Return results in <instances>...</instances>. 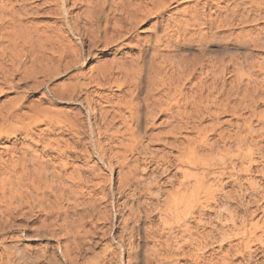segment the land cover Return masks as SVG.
Instances as JSON below:
<instances>
[{"label": "bare ground", "instance_id": "1", "mask_svg": "<svg viewBox=\"0 0 264 264\" xmlns=\"http://www.w3.org/2000/svg\"><path fill=\"white\" fill-rule=\"evenodd\" d=\"M29 1L32 0H0V77L3 79L7 77V64L10 63L11 66L18 70L20 65L24 64L25 59L31 58V56H33L32 54L36 53V51L42 47L43 37L45 41H49L53 37L55 43L53 49L55 48L58 52L63 53V51L69 47L65 39L68 38L67 35H63L60 30L55 31L56 36L50 34L43 35L47 33L46 30H42L33 25H27L24 22L29 15V6L31 5ZM65 1L69 0H64V2ZM81 1H84L87 7L83 15H81L80 21L77 18L74 27L71 28L73 30L84 29L85 33H83V36H88L91 44H94L101 35H104V37H107L106 39L112 42L116 41V37H118L117 39H122L124 38L125 32L134 31L147 20H155L153 24L154 28H161L160 33L153 35L146 42L139 43V41H137L136 47L140 54L137 58H133L132 52H130L128 55L124 56L123 59L120 60L118 58L119 60L115 62L116 64L107 65V63H104L101 65L102 72L99 73V75L109 80L114 78L115 81H113V83L125 91L123 95L124 99L118 102L117 107L113 108L111 111L112 116L108 123V127L112 129V137L110 140L113 142V147L116 145L115 147L118 148H116V152L113 151L115 152L113 155L116 159L115 163L122 167L119 170L121 176L120 184L115 193H118L119 198L126 194L125 200L120 205H122L124 209L127 208L129 211V217L127 216L128 218H125V222L128 223L127 230L130 239L127 244L128 262L135 259L138 261L145 260L144 262L148 264L150 260L158 262V260H161L159 258H171L172 252H170V247L172 246L169 243H166L167 245L163 247L165 248L164 250L161 248L163 243L158 245L159 248L157 244H149L152 248H148V246L142 242L143 239L149 240L148 237L151 238L154 234L153 232L151 235V231H155V229L151 230L149 226L145 227L143 225V222L151 216L149 208L152 206L150 207V201L154 199V196H158L164 190V187L162 188L159 186L158 192H155L154 186L152 184H146L147 181L143 180V177L146 176L144 172L148 169H153L151 168L150 162H148L149 160L141 162L145 159H142L144 157L142 156L144 151L157 141H163L162 145H168L174 148H181L182 145H188L189 150H186L187 152L185 148L188 147H183L181 154H174L172 151L171 156L168 155L169 153L167 156L166 153L162 156L163 162L161 161V163H163L162 166L164 167V171H167L169 167L174 164L192 168L202 167L207 168L209 171L212 167H218L223 171L225 168L229 169V167L234 170V168H236L235 166L238 165L236 164L237 160L235 161L234 158H237L241 162L244 160L251 162L255 156L264 155V106H261L262 111L260 108V111L257 109L261 103L264 105V76L262 77V75H264V66L260 65V69L258 68L261 72V78L258 79L259 77L253 76L257 67H255V65H250L251 68L255 67L256 70L250 67L246 68L243 66V61V63L235 64L234 62L232 63L231 60L225 61L226 57H224L225 59L221 60L215 58L216 60L206 65L201 64L196 66L194 64L190 66L188 63H185L186 65L184 66V60L178 62L172 58L173 53L175 54L185 50L187 52L198 51L199 54L194 55V57L195 59H199L201 57L200 54L214 41H218L221 45L220 47L225 50L228 49L233 51L236 49L237 51L242 48L245 50V32H238L232 29V27L235 26L234 24H236V20H238V22L241 20L242 23L245 22V2H239L237 0H187V3L190 2V5L186 4L187 7L184 9L185 14L182 13V17H178V15L174 17L171 13H168L171 9L177 7L178 4L173 8H170V6L175 2L178 3L180 0H73L74 5ZM256 3L264 4L261 0ZM63 6L61 7V11L69 15L70 11L68 5ZM261 35L262 33H258L256 36L260 38L258 39L255 36V38H251V41L258 43L260 39L264 38V34L263 38H261ZM232 38H234L239 45L235 46L234 43L230 45V43L226 41ZM246 40L248 43L251 42L248 39ZM260 44L258 43V45ZM235 53H232V55H234L232 56L233 58L230 56L232 60L237 56ZM237 59L236 61L238 62L239 60ZM258 72L256 71V73ZM98 79H101V77H98ZM89 99V97H86L87 110L95 113L96 109L92 106ZM226 112H229V114L230 112L232 114H237L233 116H237L238 122H235L236 119L233 122L229 119H227L229 121H222L220 116L226 114ZM107 114L108 112L105 113L104 111L103 119L106 118ZM207 114L213 121H209L212 122L209 124L210 126H203L201 121L204 120L203 118H206L205 116H207ZM13 116L14 112L9 111L6 115L4 114V119L6 118V121H8V118L12 117L19 122L23 121V116H21V114ZM69 117L71 118L72 116ZM159 119L163 120L161 124L169 129L167 130L166 128L167 131L165 130L163 132L158 131L154 133L153 131L150 133V130H152L156 121ZM48 124L50 126L51 122ZM255 124L257 126H255ZM30 128H9V130L6 131L8 132L6 136L21 131L22 136L26 138L25 136L32 134ZM3 132L5 131L0 132V136L1 134L3 135ZM189 133L193 135L188 136ZM161 134H164L165 138H162L160 136ZM61 138L60 136L59 139L61 140ZM51 139H53V137ZM59 139L58 142L56 140L54 141L57 143H55L56 146L55 144L50 145L53 141H49V139L44 145L42 139L43 145H41L43 148L41 151H36L39 148L34 150L37 145H34L32 148L33 151L30 145V147L27 145L26 148L25 146L17 148L14 145L10 147V149L6 148V157L0 156V227H6V225L9 224L10 226L11 224L14 225L17 215H20V217L23 216L24 218L34 216L38 218L39 212H44L46 218H42L41 220L43 221L41 222L47 221L48 227L59 225L66 229H73L72 233L74 236V234H76L75 232H77L78 235L80 229L83 230L84 227H87L85 223L96 225L95 221H99V219L100 221L101 219L112 220L113 217H110L111 215H109L110 212H108L107 206L102 207V205H100L102 203H100V201L110 196V193L107 194L105 191L106 187L102 188L101 191L99 190L101 195L98 193L100 197L98 196L99 198H97L98 194H96L95 191L94 193H92V191H86L87 193L85 194L83 190L86 189H83V186L78 184L79 181L77 184L73 185L70 183V185L64 184L63 179L66 180L65 176L70 174L66 172L67 162L70 161L66 160L63 162V156L68 152L70 146L75 148V144L77 143L74 141L75 143L73 145L71 142L72 140L68 142L66 140V145H59ZM63 141L65 142V139ZM69 142L72 144L68 145ZM112 142H110V144ZM233 147H236L235 149L237 152H234L235 154L232 153ZM46 149H50L51 152L54 151L55 154H49V151L47 150V152ZM78 149L81 150L80 148ZM102 150L101 148V151ZM78 151H74L73 149L72 153ZM218 153L224 154L218 155L221 157L217 156L219 159H216V157L213 158V155ZM45 154L50 157H47ZM172 156L175 158V161ZM113 157H111V159ZM56 159L59 160L58 163L54 161ZM203 161L206 162L203 163ZM108 162L110 163V161ZM73 166L75 167V164H73ZM110 166L113 167L112 165ZM93 167L95 166H92V168ZM228 169L226 171H229ZM79 170L76 172H79ZM89 171L91 170L89 169ZM226 171L223 172V175L226 174ZM238 171L236 170V172ZM80 173L82 175L87 174L86 172L82 173L81 170ZM188 173H186V175ZM217 173L219 174V172ZM109 174H107V176ZM232 174L233 173H230V175ZM77 175H75L74 178L78 177ZM82 175L80 176L82 177ZM85 175L83 178H85ZM92 176H94V174ZM148 177L150 178V176ZM197 177L198 178H195V182L193 179L194 183H192L191 186L185 187V190L181 191L178 188L174 192L167 194V209L164 210V219L174 218L177 222L181 220V207H184L182 208L184 211L193 210L195 206L198 205L199 200L202 199L199 198V194L201 193H204L205 205L212 201L217 202L218 197L215 194L216 197H214L213 193L215 192L210 189L208 186L209 184L205 185V182L202 181L198 175ZM93 179L94 178L90 180L92 181ZM76 181L77 180H75V182ZM82 181H84V179ZM94 181L96 182L92 181L93 183L91 182V184H95V186L98 187L96 178ZM83 185H85L84 182ZM93 187L94 185L91 186V188ZM91 188L90 190H93ZM144 196H147V199L143 198ZM229 197L238 199L237 196L235 197L231 192L229 193ZM210 199L212 200L210 201ZM110 200H108L109 203ZM223 204L226 206V202ZM103 205L105 206V204ZM217 205H219V203ZM219 206L221 209L222 205ZM216 207H214V209ZM220 209L218 208L216 210L219 211ZM184 211L182 212L183 214L185 213ZM92 224L90 228H92ZM74 228H77L75 232ZM85 229L87 228H84V230ZM173 229L172 226H169L167 229L169 230V233L166 234L169 236L167 239L168 242L172 238L171 235L175 233ZM84 232L88 233L89 230ZM157 232L161 233L159 231ZM158 233L155 234L157 235ZM158 235L160 236V234ZM157 237L158 236H156V239ZM178 239L179 238L175 236L174 241L177 244L179 241ZM77 242L73 239L72 242L65 244L64 258L71 259L72 261L78 256L81 246ZM119 244L123 246L122 242H119ZM176 246L177 249H180V247L178 248L179 244ZM112 255L114 256V253H111L109 258H112ZM166 261L163 260L165 263L162 262V264L170 263V261Z\"/></svg>", "mask_w": 264, "mask_h": 264}, {"label": "rangeland", "instance_id": "2", "mask_svg": "<svg viewBox=\"0 0 264 264\" xmlns=\"http://www.w3.org/2000/svg\"><path fill=\"white\" fill-rule=\"evenodd\" d=\"M62 1H29V4H31L30 6L28 4L29 15L24 22L27 25H33L42 30H46L47 33H44L43 35L50 34L56 36L55 31L60 30L63 35H67L68 38L65 39L66 44L69 45V47H67L68 49L66 48L63 53L58 52L55 48L53 49V47H55L53 37L49 41H45L43 37V45L39 48L40 50L38 49L36 53L32 54L33 56H31V58L29 57L28 59H25L24 64L20 65L18 70L11 66L10 63L7 64V77L5 79L0 77V132L5 131L3 132V135L1 134L0 136V156L6 157V148L10 149V147L14 145L17 148H22L24 146L26 148L28 145V147L31 146V149L34 145H37L34 150L39 148L36 151H41L43 148L42 145H45L48 139L49 141H53L50 145H54L56 143L54 141L56 140L58 142L60 136L62 138L61 140L59 139V145H66V140L67 142L72 140L71 142L73 145L76 142L78 145L75 144V148L70 146L68 152L63 156V162L66 160L73 162H67L69 166L67 165L66 169L68 171L66 170V172L71 174L74 170L71 176L70 174L65 176L66 180L63 179L64 184L73 185L77 184L79 181L78 184H81L83 189H86L83 190V192L85 191V194L87 193L86 191H92V193L95 191L96 194H100L101 189L106 187L107 189L105 188V191L107 194L110 193V196L100 201V203L102 202L100 205H102V207L107 206V210L110 212L109 215L113 218L112 220L107 219L108 221L105 219H101L100 221L99 219L100 222L96 220V225L91 223L92 228H90L91 224L85 223L87 227L84 228L87 229H80L78 235L77 232H75L77 228H74V232L76 233L74 234V237L72 233L73 229H66L59 225L52 226L54 227L52 228L51 226L48 227L47 221L41 222L43 221L41 220L42 218H46L44 212H39L40 217L38 216V218L35 216V218H24L23 216L20 217V215H17L14 221L15 226L13 224L10 226L9 224L6 225V227H0V264H146V262H144L145 260L138 261L133 259L128 262L127 244L130 239L127 230L128 223L125 222V218L128 216L129 211L127 208L124 209V207L120 205L125 200L126 194L122 195L120 199L118 193H115L120 184L121 176L119 170L122 167L115 163L116 159L113 157L117 147H115L116 145L113 147V142L110 140L112 137V129L108 127V123L112 116V109L116 108L118 102H121L124 99L123 95L125 94V91L113 83V81H115L114 78L109 80L100 76L99 73L102 72L101 65L104 63H107V65L116 64V61L123 59V57L130 52H132L133 58H137L140 55L136 47V44L138 43L137 41H139V43L146 42L153 35L160 33L161 28H154L153 24L155 20H147L139 25L134 31L125 32L124 38H122L124 40L117 39L118 37H116V41L112 42L111 40L106 39L107 37H104V35H101L94 44H91L88 36H83V33H85L84 29H72L75 20L78 18L80 21L81 15H83L87 4L84 1H81L78 4L75 3V5L73 0ZM180 1L171 4L172 6H170V8L177 6V4L179 7L177 6L173 8L175 10L171 9L168 14L171 13L174 17H177V15L178 17H182L183 14H185L184 9L187 5H190V2L187 3V0ZM237 1L245 2L246 18L243 23L241 20H239V22L236 20L238 23L235 21L237 25L234 24L235 26H233L232 29H235V31L237 30L238 32H245V50L244 48L237 51L236 49H234L235 51L233 49V51L228 49L225 50L220 47L221 45L218 41H214L208 45L203 53L200 54L201 57L199 59H195L194 57V55L199 54L198 51L187 52L185 50H182L181 52L179 51L175 54L173 53L172 58L178 62L184 60V66L187 63L190 66L194 64L199 66L201 64H210L211 61L225 59L224 57H226L225 61L231 60V62H234L235 64L244 62L243 66L246 68H251V66L255 65L257 70L255 67L251 69H255L258 72V68L260 69L261 66H264V4L256 3L257 1L259 2V0ZM263 1L261 0L262 3H264ZM63 5H68L70 11L69 15L61 11ZM258 33H262L261 38H263L258 42L259 44L261 43L260 45L251 41V38H255ZM256 38L259 39L260 37L256 36ZM246 39L252 43H248ZM231 40L229 39L226 41H228L230 45H233V43L235 46L239 45L234 38ZM231 52L233 54L237 52L235 54L239 57L235 56L238 59L234 57L232 60V56L234 55H232ZM236 59L239 61L237 62ZM256 71L253 76H257L259 77L258 79H260L261 72L259 71L258 74ZM263 76L264 75H262V77ZM98 77H101V79H98ZM86 97L90 98L89 100L92 103V106L96 109L95 113L87 110ZM261 106H264L263 103H261L257 109L259 110L260 108L261 110ZM8 110L13 111L14 116L21 114V116H23V121L19 122L14 118L15 121L12 117H10L11 119L8 118L9 120L6 121V118L4 119V114L6 115V113L9 112ZM104 111L105 113L108 112L106 118L104 117L105 119H103ZM226 114L220 116L222 121L229 119L233 122L236 119L235 122H238L237 116H233L237 114H232L231 112L230 114L229 112H226ZM69 116L72 117L70 118ZM205 117L206 118H203L204 120H202L201 123L203 126H208L212 123L209 122L212 118L209 117L208 114ZM75 119H78L77 124ZM161 119L156 121L152 130H150L151 132L149 131L150 133L153 131L154 133L158 131L163 132L166 128L167 130L169 129L161 124L163 121ZM50 122L51 124L49 126L48 123ZM255 126L257 125L255 124ZM15 127L18 129L31 127L32 134L25 136L26 138H24L22 132L18 131L19 133H11L9 136H6V133H8L6 131L9 130V128L17 129ZM189 134L188 136L193 135L192 133ZM160 136L165 138L164 134H161ZM52 137L53 139H51ZM64 139L65 142L63 141ZM41 140L43 141V144ZM71 142H69L68 145H71ZM110 142L112 143L110 144ZM162 143L163 141L153 143L146 149L147 152L146 150L144 151V153L146 152L145 155L144 153L142 155L144 156L142 159H145L141 162L149 160L148 162H150L151 168H153L144 172L146 173L144 174L146 175V178L143 177V180L147 181L146 184H152L155 192H158L159 186L162 188L164 187V190L158 195L159 197L154 196V199H151L152 202L150 201V207H152L149 208L151 216L143 222L145 227L149 226V229H155V231L157 230L161 233L150 230L151 235L154 232L152 235V237H154H148L149 240L143 239L142 242L143 244H146L148 248L150 247L149 244H157L158 247L160 243H165L164 246L163 244L162 247L160 246L161 248L165 247L168 243L173 248L170 247V252H172L171 258H159L161 260H158V262L150 260L148 264H162L163 260H167L166 262L170 261L169 264H264V155L255 156L251 162H248L247 160L241 162L237 158H234L235 161L237 160L236 164H238L235 166L236 168H234V170L236 169L238 171L240 168L239 171L236 172V170L234 171L232 170L233 168L230 167L229 169L225 168L224 171L228 169L230 172L226 171V174L224 175V171L218 167H212L210 172L207 168H192L180 164H174L173 166H170L167 171H164V167L162 166L163 163H161V161L163 162L162 156H164L165 153L166 156L168 153V155L171 156L172 151L174 154H181L183 147H188L185 148V151H188L189 146L182 145L181 148H174L168 145H162ZM71 148H73L74 151H81V154L78 152L72 153L73 149ZM101 148L104 150V153L103 150L101 151ZM235 148L233 147L232 153L237 152ZM46 151L49 154H55L54 151L51 152L50 149H46ZM223 154L224 153L214 154L213 158L216 157V159H219L217 156ZM45 155L50 157L47 154ZM111 157L113 158L111 159ZM173 159L175 161L174 157ZM85 160L88 161L86 162ZM54 161L57 163L59 162L58 159ZM108 161H110V163ZM205 162L206 161H203V163ZM73 164L77 167L75 168ZM86 164L89 167H87ZM90 166L91 168L92 166L95 167L91 169ZM79 169L82 173L86 172L87 174L82 175ZM89 169L91 171H89ZM78 170L79 172H76ZM217 172H219V174ZM186 173L188 174L186 175ZM230 173L233 174L230 175ZM93 174L94 176H92ZM107 174L109 175L107 176ZM196 174L205 182V185L209 184L208 186L210 189L215 192L213 195L215 194L218 197L217 202L212 201L205 205L204 193H201L199 194V198L202 199H200L201 201L199 200L198 205L195 206L193 210L184 211V209H182L184 207H181V220L177 222L174 218L164 219V210L167 209V194L174 192L178 188L183 191L185 190V187L191 186V184L195 182V178H198ZM75 175L78 177L74 178ZM80 175H82V177ZM84 175L85 178H83ZM148 176H150V178ZM80 178L82 180L84 179V181ZM92 178H96L98 187H96L95 184H91L92 181L96 182L94 179L91 181L90 179ZM75 180L77 181L75 182ZM83 182L85 185H83ZM93 185L94 187L91 188ZM108 187L111 191L108 190ZM90 188L93 190H90ZM230 192L233 193L235 197L237 196L238 199L230 198ZM99 194L97 195V198L100 197L101 194ZM215 195L214 197H216ZM146 197L147 196H144L143 198ZM107 199H111L110 203ZM211 200L212 199H210V201ZM225 202L226 206L223 204ZM218 203L223 206H221V209L220 206L217 205ZM103 204H105V206ZM216 206L220 209L219 211L216 210L218 209ZM214 207L216 208L214 209ZM183 211L185 212L184 214L182 213ZM169 226L174 228L173 231L175 233L171 235L172 238L170 239L173 242L170 240L169 242L167 241L169 236L166 234L169 233V230H167ZM86 230H89V232H84ZM155 233L160 234V236ZM155 235L158 236L157 239ZM175 236L179 238L178 248L180 247V249L176 248V245L178 244L174 241ZM72 238L75 239L76 242L78 241L77 243L82 248L80 247L81 250L79 251L78 256L71 261V259L64 258V246L65 244L72 242ZM119 242H122L123 246H121ZM163 249L165 250V248ZM111 253H114V256L112 255V258H109Z\"/></svg>", "mask_w": 264, "mask_h": 264}]
</instances>
